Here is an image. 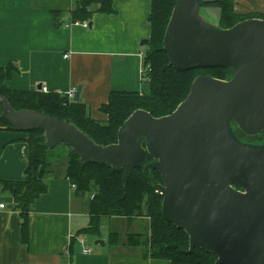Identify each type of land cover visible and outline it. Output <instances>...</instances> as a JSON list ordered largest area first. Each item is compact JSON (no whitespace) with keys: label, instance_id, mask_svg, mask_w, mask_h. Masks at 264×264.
<instances>
[{"label":"water","instance_id":"obj_1","mask_svg":"<svg viewBox=\"0 0 264 264\" xmlns=\"http://www.w3.org/2000/svg\"><path fill=\"white\" fill-rule=\"evenodd\" d=\"M163 50L179 70L225 67L233 73L226 80L196 77L168 115L135 110L118 129L117 141L106 146L71 123L30 110L16 112L2 98L7 117L20 131L42 129L48 146L67 143L80 162L121 167L124 178L148 154V166L162 177L157 188L162 214L187 233L188 252L208 251L217 257L214 264H264V141L243 144L230 124L248 135L264 129V19L220 28L201 17L200 0H176ZM81 88H75L73 101H79Z\"/></svg>","mask_w":264,"mask_h":264},{"label":"crops","instance_id":"obj_2","mask_svg":"<svg viewBox=\"0 0 264 264\" xmlns=\"http://www.w3.org/2000/svg\"><path fill=\"white\" fill-rule=\"evenodd\" d=\"M234 1L236 11L264 19V0ZM77 2L0 0V65L11 63L18 69L5 81L11 90L32 91L41 85L46 92L67 94L81 84L79 100L91 118L104 121L107 115L100 106L111 91H149L142 81L147 45L141 41L151 34L152 0H113L111 14L96 12L98 5L93 4L90 27L71 24ZM54 12L59 13V26ZM24 138L21 131H0V180L23 178L28 153ZM46 182V192L29 205L27 241L13 197L0 186V264H173L152 257L144 244H128L129 234L142 240L150 234L151 221L143 215L102 218L99 233L88 235L104 244L82 254L78 234L89 223V198L75 194L63 169Z\"/></svg>","mask_w":264,"mask_h":264},{"label":"trees","instance_id":"obj_3","mask_svg":"<svg viewBox=\"0 0 264 264\" xmlns=\"http://www.w3.org/2000/svg\"><path fill=\"white\" fill-rule=\"evenodd\" d=\"M175 3L176 0H152L151 3V34L143 60V64L148 65L149 69L142 77V81L149 84V91H111L107 102L100 106L107 119L100 121L89 116L81 100L73 101L65 93L44 92L42 89H8L5 81L18 69L11 63L0 65V131H20L7 117L4 98L16 112L30 110L71 123L95 143L106 146L117 141L118 129L135 110H146L154 117L168 115L186 98L197 76L228 78L232 68L210 67L183 71L169 64V58L163 50V37ZM93 4L98 5L96 12L114 13L113 0H78L76 8L70 13L71 19L74 22L89 21L93 14L89 8ZM200 4L201 7L219 9L220 28H230L247 18L256 17L236 11L234 0H200ZM54 16L56 26H59V13L54 12ZM234 129V134L242 140L264 136V129L257 137L247 136L237 127ZM21 132L25 133L24 142L28 149L23 178L0 180V186L13 197L14 207L22 220L21 233L24 241L28 240L29 205L46 192L47 177L58 176L63 169L64 176L75 187V194L89 198V223L78 235H97L101 219L105 217L148 216L151 226L147 239L142 240L140 235L129 234L128 244H144L152 257L166 259L173 264L215 263L217 257L199 247L188 252L187 233L164 218L162 195L156 191L162 183V177L156 168L148 166L152 160L148 154L145 162L133 168L127 178H124L121 167L110 166L103 161L80 162L77 153L67 143L48 146L45 133L40 128H29ZM142 143L145 144L144 140ZM58 146L63 148L62 159L56 151Z\"/></svg>","mask_w":264,"mask_h":264},{"label":"rangeland","instance_id":"obj_4","mask_svg":"<svg viewBox=\"0 0 264 264\" xmlns=\"http://www.w3.org/2000/svg\"><path fill=\"white\" fill-rule=\"evenodd\" d=\"M200 15H201V17L205 20V21H207L208 23H212V24H217V22H218V18H219V9H217V8H201L200 9ZM143 46V45H142ZM144 47V46H143ZM232 73H233V71H232ZM231 73V74H232ZM231 74L228 76V78H226V79H229L230 78V76H231ZM199 76H201V75H199ZM198 77V76H197ZM226 79H224V80H226ZM231 124V129H232V132H233V130L235 131V129H234V127H237V128H239L234 122H231L230 123ZM233 125H234V127H233ZM240 130V129H239ZM242 132V131H241ZM244 133V132H243ZM261 133V132H260ZM260 133H258V134H255V135H248V134H245V135H247V136H250V137H257V135H259ZM233 134H234V132H233ZM235 135V137L239 140V141H241L243 144H247V145H252V146H256V145H259V144H261L263 141H264V136H261L262 138H255V139H252V140H249V138H247V139H240V138H238L237 137V135L236 134H234ZM57 153H59L60 154V156H61V159L63 158V148L61 147V146H58V148H57ZM152 161V160H151ZM159 186V185H158ZM86 240H87V244L89 245V246H91V247H96V245L94 244V242H93V237L90 235H88V237H86ZM188 249H189V245H188ZM188 251V250H187ZM217 260V259H216Z\"/></svg>","mask_w":264,"mask_h":264},{"label":"built area","instance_id":"obj_5","mask_svg":"<svg viewBox=\"0 0 264 264\" xmlns=\"http://www.w3.org/2000/svg\"><path fill=\"white\" fill-rule=\"evenodd\" d=\"M71 24H81L82 26H84V27H88V21H83V22H78V21H75V22H72ZM147 69H149V66L148 65H143V67H142V77H143V75H144V73H145V71L147 70ZM42 90L44 91V92H46L47 91V89H46V87H42ZM67 96H68V98L69 99H71L72 100V98H73V91H70V92H68L67 93ZM158 193H160V190H156ZM161 194V193H160ZM4 207V204H0V208H3ZM78 240H79V243H80V245H81V253L82 254H85V255H87V254H90L91 253V247L87 244V241H86V236H84V235H82V236H80L79 238H78Z\"/></svg>","mask_w":264,"mask_h":264}]
</instances>
